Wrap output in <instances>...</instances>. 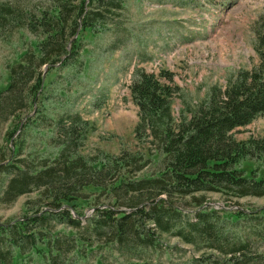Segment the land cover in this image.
Wrapping results in <instances>:
<instances>
[{"label":"trees","instance_id":"1","mask_svg":"<svg viewBox=\"0 0 264 264\" xmlns=\"http://www.w3.org/2000/svg\"><path fill=\"white\" fill-rule=\"evenodd\" d=\"M124 10L125 0H0V40L22 47L5 63L8 78L0 89V205L27 196L19 217L0 221V264H164L161 252L176 249L164 235L211 250L185 264L264 261V252L249 254L264 235V210L215 209L204 196H264V177L257 178L255 168L246 176L238 167L242 160L264 163V134L232 136L264 115L262 68L236 70L222 87L211 85L203 99L185 104L177 119L171 100L179 90L171 74L134 68L126 87L143 152L83 154L94 126L77 111L45 113V71L80 72L83 33L117 28ZM39 125L52 132L40 141L54 155L29 149L27 137ZM142 171L146 175L138 176ZM88 201L91 210L84 214L81 205ZM102 249L122 261L104 262Z\"/></svg>","mask_w":264,"mask_h":264},{"label":"rangeland","instance_id":"2","mask_svg":"<svg viewBox=\"0 0 264 264\" xmlns=\"http://www.w3.org/2000/svg\"><path fill=\"white\" fill-rule=\"evenodd\" d=\"M125 8L118 17L117 28L83 33L80 72L74 67L45 71V94L50 96L44 103L45 113L54 117L65 109L77 111L94 126L79 150L83 154H117L121 149L144 151L145 145L134 139L136 107L126 87L136 67L154 74L160 70L171 74V81L179 90V97L171 100L175 119L185 104L192 106L203 99L211 85L222 87L236 70L256 67L264 72V0H125ZM21 51L17 40L11 44L0 40V89L8 78L5 63L15 61ZM3 128L4 123L0 122V136ZM263 134L264 115L232 131L236 140ZM51 135L49 129L40 125L37 130L32 129L27 137L29 149L54 155L56 150L40 141ZM146 156L154 159L147 152ZM238 167L246 176L255 168L256 177H264L262 162L242 160ZM141 175H146V171L138 174ZM204 196L206 206L215 209L242 208L260 214L264 210V196L232 200L212 192ZM26 198L20 196L10 204L0 205V221L19 217ZM81 208L84 214L89 213V201ZM162 239L176 248L172 253L161 252L159 258L164 264H185L190 257L211 252L196 250L178 237L164 235ZM249 252L253 257L264 252V235L249 247ZM101 254L104 262L122 261L115 252L102 249Z\"/></svg>","mask_w":264,"mask_h":264}]
</instances>
